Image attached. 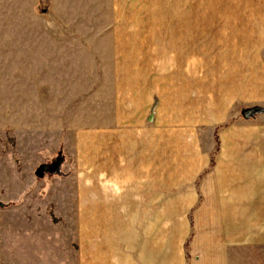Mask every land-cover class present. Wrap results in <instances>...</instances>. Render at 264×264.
Returning a JSON list of instances; mask_svg holds the SVG:
<instances>
[{
  "label": "rangeland",
  "instance_id": "374dc122",
  "mask_svg": "<svg viewBox=\"0 0 264 264\" xmlns=\"http://www.w3.org/2000/svg\"><path fill=\"white\" fill-rule=\"evenodd\" d=\"M179 1L0 0V138L15 133L22 149L30 147L32 123L38 167L52 168L38 179L74 175L80 162L87 196L128 188V205L117 208L129 211V228L158 229L146 235L151 242L164 237L168 246L180 245L183 264H202L207 247L232 245L219 230L222 189L211 179L220 176L222 132L237 118L245 133L253 125L264 130V0H181L198 8L199 35L235 25L246 38L198 43L197 59L188 60L197 63L199 79L192 129L173 110L174 44L143 41L145 25L171 23ZM120 34L127 42H116ZM253 108L259 111L242 117ZM195 134V145L180 143V135ZM79 141L85 151L78 156ZM157 148L162 170L152 161ZM190 148L198 149L197 168ZM111 205L87 201L86 209ZM246 238L244 257L235 252L230 264H264V245Z\"/></svg>",
  "mask_w": 264,
  "mask_h": 264
},
{
  "label": "crops",
  "instance_id": "0c3cea01",
  "mask_svg": "<svg viewBox=\"0 0 264 264\" xmlns=\"http://www.w3.org/2000/svg\"><path fill=\"white\" fill-rule=\"evenodd\" d=\"M171 11V23L145 25L149 30L143 41L174 44L173 72L169 78L174 82L173 110L179 122L191 128L199 119V79L197 63L191 61L188 65V60L197 59L198 43L246 42V38L240 37L239 27L235 25H224L216 33L211 26L215 35H199L198 8H189L184 1L173 5ZM116 42H127L126 35H118ZM201 52L207 57L208 52ZM224 54L218 56L225 57ZM209 113L206 111L200 117L205 118ZM228 125L221 135L220 176L211 179L222 189L219 230L222 235L230 236L232 245L207 247L202 264H230L235 252L238 260L242 259L247 235L252 234L251 242L260 250L264 245V130L253 125L245 133L241 127L246 123L238 118ZM29 128L31 140L32 136L35 140L36 127L32 131L31 123ZM102 136L96 137L100 139L96 143L105 142ZM179 139L180 143L188 141L191 147L197 143V134L180 135ZM31 140L30 147L22 149L21 139L15 133L10 138L6 134L0 138V264H183L180 245L168 246L164 237L151 242L146 236L158 229L149 232L146 228L136 231L129 228V211L117 208L119 203L123 208L124 204L128 205V188L119 194L110 191L99 200L93 194L87 196V176L82 173L80 162L73 167L74 175L38 179L35 175L38 152L31 146ZM80 144L79 141L78 156L81 150L85 151ZM151 152L153 165L162 170L164 165L159 159L163 150L157 148ZM186 153L197 168L198 149L190 148V153ZM187 162L185 159L181 166ZM62 170H70V164L63 165ZM87 201L112 202L113 208L87 211Z\"/></svg>",
  "mask_w": 264,
  "mask_h": 264
},
{
  "label": "water",
  "instance_id": "95a60500",
  "mask_svg": "<svg viewBox=\"0 0 264 264\" xmlns=\"http://www.w3.org/2000/svg\"><path fill=\"white\" fill-rule=\"evenodd\" d=\"M259 109L257 108H253V109H246L244 111H242L241 115L243 118H248L250 116H252L253 114H255L256 112H258ZM52 171V168L48 165H41L37 168L35 175L39 178L43 177V174L46 172H50Z\"/></svg>",
  "mask_w": 264,
  "mask_h": 264
}]
</instances>
